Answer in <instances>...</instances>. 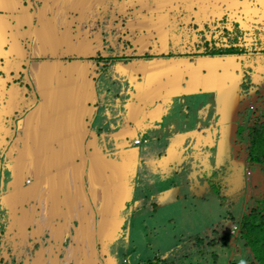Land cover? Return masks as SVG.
Listing matches in <instances>:
<instances>
[{
    "label": "flooded vegetation",
    "instance_id": "1",
    "mask_svg": "<svg viewBox=\"0 0 264 264\" xmlns=\"http://www.w3.org/2000/svg\"><path fill=\"white\" fill-rule=\"evenodd\" d=\"M24 1V4L18 3L19 12L29 5L30 14L38 16L42 13L39 8L42 6L41 1ZM172 3H168L166 10H164L165 13L169 11ZM189 3L191 9L187 10L186 2L179 0L178 10H183L185 14L190 13L193 15L194 12L196 13V15H193L190 25L200 29L199 24L201 25L205 21L204 27L196 32L198 37L193 45L194 52L191 54L198 56L197 51H202L200 52L201 56L217 53L233 56L232 58H234V62L230 64L229 69L231 70L232 67L236 69L234 74L238 78V82L236 83L237 86L230 87L231 80L227 79L228 88L223 93L227 102L223 106L227 105L226 109L236 111V119L225 122V129L228 131L225 130V133L222 134L217 123L219 117L216 115V110L219 109L217 108L219 93L216 91H203L202 89L191 95L175 94L173 103L170 104L171 109L162 116L157 124L153 123L156 119L152 122L149 110H146V122L140 123L144 129L140 130V133H137L136 136L143 138L144 146L153 145L158 149V156L155 159L140 158L137 169L138 173L142 171L146 177L150 170L156 169L159 170L161 177L158 175L152 179L138 181L137 197L145 190L156 188L160 184L159 180L169 176L170 171L174 168L175 171L176 169L179 172L182 171L178 176L179 193L182 198L178 196L180 201L168 207V209L174 208V212L165 211L167 208L159 209L156 203L147 204L143 201L140 204L141 207L138 208L137 215L140 212L144 213L142 219L145 223L148 217L159 219L163 217L164 213H167V222L176 223L174 220H178L182 216L177 215V212L183 214V211L181 209L177 211V208H181L185 202L191 204V209L202 208L205 211L207 210L208 214L214 212L217 221H214L211 224L212 226H207V231L191 228L188 231V238L182 232L181 238L176 235L170 243H166V245H169L167 246L168 249L173 248L168 255V260H166L168 264L174 263L170 255L176 258L183 253L187 258L197 254L202 264L208 256H214V247L220 245L221 241H227L228 244L232 243L233 253L228 252L227 259L231 258V261H228L229 263L226 261V264H241V259H244L243 263L245 264H261L254 258L253 253H250L251 246L242 238V235L244 234V222L253 221L261 224L264 221V0H190ZM176 4H174L175 7ZM174 12L178 11L174 10ZM4 14V11L0 10V22ZM208 19L214 20L209 23L206 22ZM175 21L177 22V20ZM174 22L173 24H166V27L164 25V30L169 31L170 34L179 35L180 30L178 28L168 29L174 25ZM213 23L215 25L221 23L219 28L221 32L217 36L216 34L210 36L209 32L207 33L208 29L212 28ZM55 28L58 29L57 25ZM153 32L156 33V31ZM169 37L170 35L166 41L173 48L177 39L173 36L170 40ZM153 41L157 45H161L162 40L154 38ZM129 43L132 44V41ZM152 48L153 45L150 46V50ZM136 52L137 50L134 53ZM100 55L101 53L98 52L96 58H94L98 63H100L99 59H102ZM231 75H228L227 78H230ZM102 76L104 74L101 69L100 75L96 78L99 106H102L101 102L103 101L100 83ZM177 76L175 78L176 83ZM115 85L118 88L119 81L116 80ZM28 89L30 92L27 93V96L31 95L32 87L29 86ZM16 113L18 114V112ZM98 116L92 124V128L96 130L99 129V126H96ZM142 116H144L143 113ZM19 119L17 116H13L14 123H18ZM14 123H11V126L4 123L3 131H5V134H2L3 131H1L0 142L4 137L9 140L10 135L14 136V130L17 131V127L13 125ZM113 124L116 130L118 123H112L111 125ZM131 124L133 127L138 126L137 124ZM100 126L103 127V125ZM103 131L102 128L99 133ZM119 137L120 135L116 140L113 138V141L122 140ZM160 142L165 144H162L159 148L156 143ZM167 142L168 144H166ZM172 143L175 144V148H172ZM172 151L173 153H170ZM2 155L0 148V167H2ZM2 171L0 168V194L8 187L3 184V180H5V183L9 180V174L3 175ZM183 175H187L190 179L188 180ZM148 198L149 194L145 195V199ZM186 209H188L187 206ZM221 209H224L226 214L219 218L218 215ZM242 209L243 213H240ZM5 211L0 206V218H2ZM203 214L200 212L198 215L202 221H204ZM145 215H147L146 218ZM129 219L132 222L129 243L121 238L108 247L109 253L115 258L118 257L119 260L117 259V261H120L121 264L125 262V264H130L131 258L129 256L132 254L131 252L136 248L141 249V245H143L138 243V239H133L134 234L137 232L135 217L129 218L128 215L127 222ZM233 223L234 226H232ZM159 225H162V223ZM74 226L78 227L79 222L75 221ZM3 227L4 222L0 220V264H10L13 263L11 257L14 251L10 247V243L7 249L1 244L3 236L7 234ZM123 227L126 231L127 223ZM27 230L31 232L32 227L29 226ZM48 238L47 235L42 240L47 241V244L54 243L48 242ZM35 240L36 238L28 240L29 245L16 253L15 256H21L24 259L16 257L13 260L14 264H25V262L36 264L38 260L36 252H39L41 242ZM239 240L243 245L246 243L245 249L241 243L238 245ZM80 245L83 247L82 243ZM146 245L150 246L147 243ZM73 246L75 247L76 244H73ZM75 249L79 251L80 248L76 247ZM157 252L159 254L161 251L153 253ZM79 253L83 260L81 264H84L87 257L83 256L84 253L81 250ZM160 256L162 255L160 254ZM60 257L63 259L64 264H74L67 263L65 255L62 253ZM105 258L108 259V255ZM98 259L100 261L97 264L104 262L101 257H98ZM208 262L207 260V264Z\"/></svg>",
    "mask_w": 264,
    "mask_h": 264
},
{
    "label": "rangeland",
    "instance_id": "2",
    "mask_svg": "<svg viewBox=\"0 0 264 264\" xmlns=\"http://www.w3.org/2000/svg\"><path fill=\"white\" fill-rule=\"evenodd\" d=\"M22 1L23 0H20V1L0 0V10L6 11L4 8L2 9L4 3H5L4 5L5 8H9V6L13 3L15 5V8H18L19 7L18 3L19 2L21 3ZM45 1L49 4H54V5L59 6L56 8V10H54V12L59 13L60 11L61 14L67 17L70 15L68 11H71L74 14H78L81 17H84L83 22L84 21L86 22L88 20V21H93V23H95L96 20L99 18L97 15L98 11H96L97 9H95L94 1L92 0H45ZM168 1L169 0H155V1L145 0L146 5L144 7H146V9L148 10H151L150 14H152L154 9H157V12L155 15L152 14L153 15L152 17L151 16L147 17L145 20L143 19L138 20L137 14L139 12V8L141 12L143 11L141 10L143 9V5H140L139 3L143 4V0H114L115 4L112 3V0H103L102 3H107L110 6H114V8L113 10L108 11L109 12L108 17H100V18H102L103 20L112 19V22L109 23L111 29H114V28L120 29L122 21L126 22L127 20L126 25L137 24V26H139V24L142 25V23H144L147 28H151V30L160 32L163 30V22L161 21L162 18L158 16V13H160L159 12L160 9L164 7L163 3L164 2L168 3ZM63 6H66V7H63ZM169 11H171L170 13L176 14L177 22L175 21L174 24H175V27L178 28V30H180L179 31L180 33L177 31L180 35L183 31V28L185 26H188V24L183 25L184 21L182 20V17L185 16V14L182 13L183 11L174 12V9H169ZM123 16L126 17V20L123 19L124 18ZM158 18L161 21V24L159 23L160 25L158 24L156 25L155 19L158 20ZM68 21H69L68 22L69 26H73V27H75L77 24H81L82 22L81 19L79 20V22H77L75 16L72 20H68ZM85 22H84V26L86 24ZM3 23L4 22L2 21L0 22L1 25ZM203 25L204 23L200 26L201 27L200 29L196 28L193 25L192 26L189 25L188 27L191 28L193 31L197 32V31H200L204 27ZM220 25L221 23H218L217 25L213 23L212 28L210 27L207 33L209 32L210 36L212 34H216L217 36L218 33L221 32V30L219 29ZM93 26L94 25H92V27ZM102 27L105 28L106 26L104 27V25H101L99 24V22H97V24H95L94 26V29L95 30L102 29ZM171 27L172 26H170L169 28ZM1 28L3 30L5 27L0 26V29ZM20 29H21V26H20ZM7 30L10 32L9 33V36L11 35L10 38L13 37L12 38L13 41L9 39L7 35L2 36L1 35L2 31L0 32V101H2V106H3L2 107L3 113L0 114V119H1L0 122H2L0 123L1 124L0 134H1V131H3L4 123H8L9 126L12 125L11 123H14L13 116H17L18 118H20L23 121V123H40L39 129L41 130V126L43 125V124L41 125V123H45L46 125V122H45L46 120L44 119V117L47 114L46 112L47 109L52 110L51 112L53 113L54 108L56 109V112H57V114L55 115L60 117V120L58 121L54 120V123H60V124L65 123V125H68L69 128L74 127L76 131H79L82 126L81 117L84 114V117L86 118V108H87L86 104H84V106H82L81 104L82 99L84 97L82 94V91L86 89L85 87L87 86V81L85 80L82 71L78 70L75 67L67 68V65H65V68H63L59 64L53 63L54 60L48 59V56L46 54L47 52H49L48 51L49 47H44V48L42 47L41 51L39 48L34 47L33 40H31L30 42L29 41L30 39H28L29 32L26 34L24 33L21 36L20 31L14 30V27H11L9 24L7 26ZM148 34H149L150 42H147V44L149 45V47L153 45V48L147 51H146L147 49L146 48L144 50V52L146 51L144 53L145 55H148L149 53L155 50H161V49L164 50L166 48L170 50L168 55L182 54V52L188 53V50H191L192 52H194L193 50L194 48L192 44H189L188 42L184 43V40L182 41L179 40L176 35H172V33L170 34L169 31L164 30L162 33H160L161 37H159L158 40L160 41L162 40L161 45H157L153 41L156 34H154L153 32L151 34L150 33ZM18 35L21 36V39ZM169 35H170L169 37L170 40L173 38V36L177 39V41L174 43L173 48H171V46L169 45V42L166 41ZM107 36H110L111 39L110 38L104 39V42H105L104 49L106 51V54H109V55L112 54L114 57H112L111 55L110 58L99 59L101 61L99 64L95 59L92 60V61H95L98 65V68L96 69V72L98 75L96 77L100 75L101 69L104 70L102 71L104 76H102L100 79V83L102 86V89H101L102 99H103V92H105L106 89H111L109 88L110 84L114 85V89H111V92H109L110 94L109 98H105L106 100L108 99L106 107L103 108V106L102 107L99 106L98 105L99 101L97 102V100L94 104H90V106L95 107V112L91 120L92 124L95 118L100 113L98 116V120H97L98 123H96V126L97 127L99 126V129L98 130L94 129L98 133H99V130H101L102 128L105 131L104 128L111 127V123H108L107 125H104L103 127L100 126L104 124V123H99V122L100 120H105V116L104 114H102V112L105 111V109L109 110L108 115H110L111 118L114 117V119L117 120V122L118 121L120 122L118 123V127L116 128V130L127 129L131 126V123H136L138 120L142 123H145L146 118H147L145 117V115H147L145 111L149 110L147 108H149L150 105L148 106L147 102H144L142 100L144 92H142V95H141L139 93H136V90L143 89L147 94L151 93L153 97L160 95L161 92L165 91L167 83H169L168 79L171 73L174 72V73H178L179 75V73L183 72V70H186L184 66L185 65L184 62L182 61L180 62L178 60L176 62L167 61L168 58L167 59L164 58L166 62H163V61L159 62V60H157L154 62H150L148 64L147 63L145 64L136 63L135 65H132L130 67L127 65H123L120 62L123 60H129L130 56H127L128 55L127 52H129L130 48L133 47L132 44L134 43L132 42V44H130L129 42L131 40L125 39L122 35L116 36L115 34L110 35L109 33H107L105 37ZM187 38L190 39L191 37H187ZM219 38H222V37H219ZM193 41L195 42V40ZM22 45H26L25 48L19 47ZM72 46L74 47V49H78L82 53L89 54V52H91L88 47L81 49V48H78V46L75 44H73ZM30 49H33V50H30ZM43 50H46V51L43 52ZM134 50L135 49H132V51H130L131 52L130 55L134 53ZM138 52L139 51L137 50V53ZM191 53H188V54H190V56H193V54ZM200 54L201 53H198V56ZM45 55H46V59L43 60V56ZM117 56L124 57V58L128 57V59H118ZM111 58H117V59L115 60ZM78 59L88 60L86 56L82 58H78ZM111 60L112 62L110 63ZM41 61H44V62H41ZM102 62H104V65H101ZM116 62H117L118 70L122 73L121 75H124V74L127 75V78L125 77L123 78V84L125 85L127 83L128 85L127 96L125 99H124L125 96L121 95V93L123 92V88H122L123 85H122L121 79L116 78V76H114V72H112V69L114 68V64ZM232 62H234V60L229 58V61H227L223 65L224 71L223 70L220 71V72L223 71L225 73L226 82H227V79L231 80L230 87L235 86L236 83L238 82L237 80L238 78L234 74L236 72V69L234 67H232L231 69L232 71L229 69V66L230 64H232ZM46 63H48V65ZM199 66H201L200 63H199ZM202 68L206 69L204 64L202 65ZM135 71H144L146 73L144 76L145 78L144 79L139 78V81H138L139 76H138V73H136ZM187 71L188 69L185 72ZM230 74H232L230 78H227V76ZM234 75H235V78H234ZM20 76H22L23 78L20 80L18 79L16 81V78H19ZM116 80L119 81L118 88H116L117 86L115 85ZM139 83H143V85L139 86L138 85ZM29 86L32 87V92H31V95L27 96V93L30 92V90L28 89ZM119 90H120V93L119 94L116 93ZM170 90H173V89H170ZM76 94L77 96L79 95L78 97L79 101L72 100V97L75 96ZM103 102L104 100L101 102V105ZM69 105H71L72 108L68 109L67 106ZM133 107L138 108V115L140 113L142 115L143 113L144 116L140 118L135 117L136 111L133 113ZM16 112H18V114ZM91 112H92V109L89 111L87 115V119L89 118ZM152 112L156 116V117H153L149 115L150 118H152V122L155 120V118H162L157 115V113H162V110L160 108L154 109ZM87 119L84 123L87 122ZM44 129L45 127L43 128V130ZM225 130L228 131L227 129ZM83 131L84 130H81L80 134H81L82 141H85V137L82 134ZM222 132L225 133V131H222ZM2 134H5V131H3ZM121 134H123L121 136H124V133H121ZM121 136L119 137L120 139H122ZM12 137L13 136L10 135V139H9V143L11 142L9 147H12V148L8 150L13 155L14 150H17L18 146H22L23 142H22V137L15 136L14 137L15 139H13ZM44 137H45L44 134L42 136L41 134H36L35 142L37 143V145L35 146V144H30V146L35 150L32 157L30 158L31 160L29 159L31 163V174H32L28 176L30 180H33V178H36L41 175L40 168L45 162L43 160V157H46V151H47L46 145L48 144V143L46 144L45 141L41 142L42 138L44 139ZM124 137L126 138V136ZM76 138H77L75 139L76 141L80 140L79 136H77ZM133 139L131 141H133ZM29 140L31 142L32 138L28 134H26L25 141H29ZM23 141H24V138H23ZM70 142H72L71 139H70ZM9 143L6 140V146H8ZM70 144L72 146V149H74L76 156L84 155L82 153L80 143L76 145H74L73 143H70ZM122 144H127V141L125 139L115 141V144H114L115 149L119 147V145H122ZM109 147H112V145L110 144ZM153 152L154 153L152 155V158L155 159L157 158L155 147H153ZM135 153L137 154V152ZM20 162L22 165H24V159H20ZM48 163H49L48 165H51L52 167H56V168L60 167L62 164L61 159L54 160V161L52 160L49 161L48 159ZM98 163L99 162H97L96 164L98 165ZM10 164L11 165L13 164V160H10ZM15 165H16V162H15ZM99 175H100V172L95 174L94 182L98 178ZM62 176L63 174L60 173L59 177H62ZM11 178H13V176H11ZM11 178H9L10 181H11ZM159 181L162 184V180L160 179ZM40 183L50 185V187L53 190V194H54L53 202L59 201V199L65 200L66 198H68L67 196L68 189L66 188L67 192H65V188L63 184L58 186L57 184L58 181L56 179L50 180L48 179V177H45V179L41 181ZM4 184L7 185L8 187L1 193L3 197H0V206L2 209L6 211L4 212L0 220L4 222L3 229L6 230L7 234L3 236L2 238L3 242L1 244L6 249L9 247L8 245L10 244H11L10 247L13 248L14 252H13V256L11 257V260L13 263H10V264H14L13 260L16 257L20 259H24L21 256H15V255L19 250L26 248L29 245L27 241L32 238H36L35 241L41 242V248L39 249L40 255H38V260L36 261V264H64L63 259L60 258L61 253L65 255V259L67 260V263L77 264L78 262L83 261V260L79 253L80 251L75 249L76 247L80 248L81 252L84 253L83 256L87 257L84 264H95L97 262V258L93 255V250H92L93 248L82 247V245H80L81 239L91 241L92 238L94 237L93 231L88 224L92 220V216L90 212L91 207L87 205L86 203H84L83 199L80 203L83 202L82 206L85 205L86 207H88V209L86 211L87 212L86 215H83L82 220L85 221V225L81 229L80 223L78 227H75L73 223H70L71 219L67 217L63 218V216H61L62 214L58 216V218L47 220L45 216L43 215L42 211L38 209L40 207L39 191H37L35 195L32 196L31 195L32 184L30 182L26 181L25 186H24L25 188H21L19 186V188L21 189L18 188L13 192H6L9 188H14L11 183L10 184L4 183ZM74 190L75 189H72L70 187L69 193L73 192ZM147 194H148V190H145V192H143V195L145 196ZM80 197L81 195L79 193L77 195V198H80ZM32 198H33V201L36 202V206L34 207L31 206V203L29 204V200H31ZM42 200L46 201L45 196L42 197ZM47 204H52V205L47 206L50 209L48 210V214H50L49 211H51L52 207L55 204L54 203H47ZM186 206L188 209H186ZM180 209L183 211V214L181 213L179 214V212H177V215H182L183 218H181L182 217L181 216L178 220H174V222L176 223L165 222L162 225L157 224L160 227H157L156 233H153L151 231V228L147 226V223L145 224L143 222L144 219H142L143 214L141 212L135 217L134 220L136 224L145 226L146 228L142 232V237H146L144 236L145 230H146V233L149 234V236L153 234L154 235L158 234L160 232L164 233V234L162 233L160 234L159 236L160 240L158 241V243L161 242L162 244L168 243V242L170 243L173 240L174 236L176 235L178 236V238H181L180 236L182 235V232L184 233V236L188 238L187 236L189 233L188 231L191 228H193L194 230L203 229L204 231H207L208 230L207 226H212L211 224H213L214 221H217V219L215 218V215L213 214L214 212L213 213L209 212L210 214H208L207 210L205 211L202 208L191 209V204L189 202H185V204H183L181 208L178 207L177 211H179ZM165 211L174 212L175 209L167 208ZM200 212L204 213L203 214L204 221H202V219H199L198 217ZM240 213H243V209L240 210ZM225 214H226V211L224 209H221L219 211L218 217L221 218V216H225ZM163 215L166 216V214H163ZM40 218L42 220L41 223L39 221ZM161 220L163 221V218H161ZM105 225L108 228H112L116 226L117 223L114 220V218H110L108 219ZM234 225L235 224L233 223L232 226ZM29 226L32 227L31 232L27 230ZM40 233L42 234V236ZM221 233L223 234L222 231ZM47 235L49 236L48 242H54V243L47 244V241L45 242L42 240V238L44 236L47 237ZM137 236H139V234H137ZM240 243L242 247H244L245 249V247L247 246L246 243L245 245H243L241 240H239L238 245H240ZM73 244H76V246L74 247ZM97 248L98 250H100L101 247L98 246ZM141 249L145 255L144 264H168L166 260H168V255L170 253H166L167 251H164V252L161 251L159 254L158 252L155 254L153 252L150 253L149 250L151 248H149L145 244L141 245ZM232 249H233L232 243L228 244L227 241H221L220 245L218 244L217 247H214V256L213 257L208 256L202 264H207V260L209 261L208 264H226V261L227 262L231 261V258L229 260L227 259H228V252H230L231 254L233 253ZM225 251H226V254H225ZM249 251L250 253H252L251 247ZM160 254L162 256H160ZM142 258L143 257H140V260ZM170 258L174 260V263H170V264H196V263L201 264L200 258L197 254L187 258L185 257L183 253L181 256H178L176 258L170 255ZM25 264H29V263L25 262Z\"/></svg>",
    "mask_w": 264,
    "mask_h": 264
},
{
    "label": "water",
    "instance_id": "3",
    "mask_svg": "<svg viewBox=\"0 0 264 264\" xmlns=\"http://www.w3.org/2000/svg\"><path fill=\"white\" fill-rule=\"evenodd\" d=\"M7 3V2H6ZM5 5V3H4ZM3 5V7H4ZM11 6V7H10ZM9 8H5V10H8V12H13L15 9L14 3L11 4ZM42 31H46L45 28L39 29V34ZM46 34V32H45ZM45 40H47L45 38ZM49 40V39H48ZM54 41V40H53ZM57 42V41H54ZM134 45V44H133ZM71 48V49H69ZM132 49L127 52V56H135L138 58H132L130 60H123L120 63L127 66L135 65L136 63H150L157 60H165L161 56L162 53L164 55H168L170 50L167 48L164 50H155L150 54V58L145 56L144 51H140L134 54L130 55ZM191 50H188V53H191ZM198 53L202 51H197ZM183 53V52H182ZM87 53H82L78 49H74L73 46L68 47L67 50L63 52V58L60 59L56 58V55H53L52 60H54L53 63L59 64L61 67L65 68V65H67V68L75 67L78 70L82 71L85 80L87 81L86 88V95L82 99V104H86V118L83 116L81 117L82 123L81 128L79 131H76L74 127L69 128L68 125H61L59 123L58 128H56V131H58V138L54 142H52V146L49 149V151L46 152V158L45 162L40 168V171L42 173V170H50L51 173H57L56 167L52 169V166L47 164L48 159L49 161L52 160H59L62 159L66 155H70V143H73L74 145L80 143L82 153L87 156L85 164H84V181H83V192L81 190V185L79 184V191L81 195V199H83L84 203L89 205L92 220L88 223L90 228L93 231L94 237L91 241L81 239V243L83 244V247H91L93 248V255L97 258V262L100 261L98 257H101L102 261H104L102 264H121L120 261L118 262L112 254L109 253L108 247L112 245L115 241L123 238L126 243H129L130 241V235H131V219L127 222V216L130 217H136L138 213V208L141 207V203L143 201L147 202V204L150 203H156L158 204L159 209H164L171 207V205H174L175 203L179 202L180 199L178 196H180L179 193V181L178 176L182 171H176L174 168L170 171V175L161 179L162 184H158L156 188H153L151 190H148L149 198L145 199V196L143 193L137 197L136 194V188L139 185L138 181H144L146 180V175L140 171L138 173L137 169V163L140 158H152L153 155V145H148L146 148L142 149V146H134L138 150V155L132 151L127 144L119 145V151H115L113 138L116 140L118 138V135H120L114 127V124L111 125L110 128H107L105 131L98 133L97 131L92 129V123L91 120L93 118V114L95 112V107L90 106V104H94L97 100L99 101L98 92H97V85L95 81V77L98 75L96 72V69L98 68V65L95 61H92L90 59L88 60H79L78 58H82L85 56H88ZM95 56V54L93 55ZM120 57V56H117ZM233 56L224 55V54H213V55H203V56H190L188 54L185 56L182 55H176L172 57H167V61H182L184 62V66L186 70H183V72L174 73L172 77H169V80L175 81L176 75L177 76V92H175L176 95H191L195 92L200 91L201 89L203 91H216L219 93L217 103L219 108L216 110V115L219 117L218 124L220 131H225V122L228 120L234 121L236 119V111H231L226 106H223L227 102V99H225V93L226 89L228 88L225 73L223 72V65L229 61V58H232ZM67 58H72L71 60H68ZM120 61V60H119ZM44 62V61H41ZM199 63L201 66H199ZM48 65V63H46ZM204 64L206 69L202 68V65ZM223 70L222 72H220ZM112 72H114V76L116 78H127V75H121L122 73L118 70L117 62L114 64V68L112 69ZM173 78V79H172ZM139 81V77H138ZM122 82V88L123 92L121 95L127 96V90L128 85L127 83L124 85ZM139 86H142L143 83H139ZM237 86V85H236ZM109 88L114 89V85L110 84ZM107 90V89H106ZM175 96V95H174ZM173 96V97H174ZM171 97V99H173ZM124 98V99H125ZM92 109V112L87 119V115L89 111ZM140 112V111H139ZM57 114V112H56ZM109 118L105 120V123L102 124L107 125L108 123H120L119 121L113 118H111L110 115L106 114ZM87 119V122L84 123ZM55 121L60 120V117L55 115L54 118ZM139 120L136 123L137 127L131 126L127 128L128 132L130 131V135L126 139L124 136L122 137V140H132L137 133H140V130H143L144 127L142 124H140ZM153 123H159V120L154 121ZM17 127V131L14 130V136L22 137V146H18L17 150H14L13 155L7 150H5L4 154L1 156L3 157V160H1L0 167L3 171V175H6V173L9 174V178H11V181L9 180L7 184H12L14 188H25V182L28 179V176L31 174V163L30 158L32 157L34 153V149L30 146V144H35L36 140V130H35V123H23L21 119H19L18 123H14ZM105 129V128H104ZM83 131L85 141H82L80 131ZM124 130V131H127ZM123 131V132H124ZM134 132V133H133ZM223 134V132H221ZM26 134H28L32 141H25ZM80 136V140L76 141L77 136ZM123 135V134H122ZM24 138V141H23ZM142 138V137H141ZM70 139L72 142H70ZM143 140V138H142ZM155 142V141H154ZM55 144V145H54ZM112 145V147H109V145ZM157 146L160 148L162 144H165L164 142L156 143ZM168 144V142L166 143ZM126 145V146H125ZM17 146V145H16ZM150 147V148H149ZM156 151V155L157 154ZM164 152V151H163ZM167 152V151H165ZM93 155H100V158L98 160V166L100 169H97L98 172H100V175L95 180V182L91 183L89 179L87 180L86 173L94 168L93 167ZM73 156V155H72ZM20 159H24V165L21 164ZM30 159V160H29ZM10 160H13V164H10ZM29 160V162H28ZM16 162V165H15ZM28 162V163H27ZM64 167V164H62ZM65 170L67 168L64 167ZM59 172V171H58ZM43 174V173H42ZM32 175V174H31ZM190 175V174H189ZM44 176V175H43ZM183 177H187V175H183ZM5 178V177H4ZM188 180L190 179L187 177ZM5 183V180H3V184ZM17 184V185H16ZM35 181L33 182L32 188L34 187ZM58 186L59 185H65V178L62 176L58 180ZM100 187V188H99ZM19 188V189H21ZM66 188V186H65ZM167 190H175V192L178 194L175 196L174 201H168L166 199V192ZM84 193V194H83ZM182 198V196H180ZM83 210V207H82ZM80 213V214H79ZM134 213V214H133ZM167 214V213H166ZM77 218H73L74 220H77L80 223V227L85 225V221L82 220L83 218V211L78 210L76 213ZM114 218L117 225L108 228L106 227V222L108 219ZM127 223L126 231L124 230V224ZM87 224V225H88ZM46 242V241H45ZM86 242V243H85ZM98 246H100V250H98ZM83 249V248H82ZM81 249H79L80 251ZM172 249H169L166 253L172 252ZM127 251V250H126ZM36 255H40L39 252H36ZM105 255H108V259L104 258ZM61 258V257H60ZM121 260V259H120ZM83 261L78 262L77 264H81ZM97 262L95 264H97Z\"/></svg>",
    "mask_w": 264,
    "mask_h": 264
},
{
    "label": "crops",
    "instance_id": "4",
    "mask_svg": "<svg viewBox=\"0 0 264 264\" xmlns=\"http://www.w3.org/2000/svg\"><path fill=\"white\" fill-rule=\"evenodd\" d=\"M92 1H94L95 9H97L96 11H98V13H97L98 17H108L109 16V12L108 11H111L114 8V6H110L107 3H102L103 0H92ZM112 3L115 4L114 0H112ZM143 4L146 5L145 0H144V3ZM166 5H167V3L164 2L163 3V6L164 7L162 9H160V12H162L163 10H166ZM63 7H66V6H63ZM142 12L143 13H139L140 15L137 14L138 15L137 16L138 17V20L139 19L145 20L147 17H150V15H151L150 14L151 10L146 9V11L143 10ZM153 12L156 13L157 12V9H154ZM161 21H163V20H161ZM161 21L158 20L156 22V25L157 24L160 25L161 24ZM103 22H104L103 23L104 27L106 26L104 28V30L107 33H109L110 35L115 34L114 33V29L115 28L114 29H111L110 28V25H109V23L112 22V19L103 20ZM130 27H132L131 28L132 31L133 30H142L143 31V34L150 33V31H151V28H147L144 23H142V25L139 24V26H137V24H130ZM123 30H125V28H123ZM107 33H104V34L102 33L101 34V38H105V35ZM147 36H148V42H150L149 41V39H150L149 38V34ZM107 38L108 39L109 38L111 39L110 36H108ZM130 38H133V36H131ZM104 44H105V42H103V40H102V47L103 48H105V45ZM140 48H141V51H144L146 48H147L146 51L147 50H150V49H148V48H150L149 45L148 44H145V43ZM148 55H150V54H148ZM148 55H145V56L147 57ZM165 59H167V58H165ZM162 61L159 60V62H162ZM163 62H166V60H164ZM173 62H176V61H173ZM135 72L138 73L139 78H143V79L145 78L144 76H145L146 73L144 71H135ZM172 75H173V73H171L169 77H172ZM112 78H114V77H112ZM121 80L123 81V78H121ZM95 81H96V79H95ZM168 82L169 83H167V86H166L165 91L161 92L160 95H157V96H154V97L151 95V93L150 94H147L143 89L136 90V93H139L141 95H142V92H144L142 100L144 102H147V105L148 106L150 105V107L147 108V109L150 110L149 111V114L151 116H153V117H156L153 114V112H152L154 109L160 108L162 110V113H157V115L159 117H162L172 107L170 105V104L173 103V99H171V97H173L175 95V92H177V90H178V88H177L178 84L175 81H172V80H168ZM170 89H173V90H170ZM109 92H111V89H107L105 92H103V100H104V102L102 103L103 108L107 106V100L108 99L106 100L105 98H109V95H110ZM116 93L119 94L120 93V90L117 91ZM82 94H83V96L86 95V89H84L82 91ZM78 97H79V95L77 96V94H76L75 96L72 97V100H78L79 101ZM75 98H77V99H75ZM137 100H139V99H137ZM0 102H1V104H0V114H2L3 113L2 112V107L3 106H2V101H0ZM82 106H84V105L82 104ZM67 107H68V109L72 108L71 105H69ZM51 111L52 110L47 109V111H46L47 114L44 117V119L46 120L45 121L46 122V125H45V123H41V125L43 124L41 126V130L39 129L40 123H35V126H36L35 127L36 134H41V136L43 134L45 135L44 139L42 138V141H41V139H40V141L41 142H44L45 141L46 144L48 143L46 145L47 151H49V149L51 148L52 142H54L56 140V138H58V136H59V135H57L58 134V131H56V128H58L59 123H54L56 109L54 108V111L55 112L53 111V113ZM135 111H136V116L135 117H137V118L142 117L141 113L138 115V108L133 107V113ZM108 112H109V110H107V109H105V111L102 112V114H104V116H105V120L107 118H109L106 115V114H108ZM155 119L156 120H160L161 118H155ZM105 120H100L99 123H105ZM0 123H2V122H0ZM61 125H65V123H62ZM0 126H1V124H0ZM44 127H45V129L43 130ZM50 129H52V130H50ZM124 130H127V129L116 130V131L120 135H122L121 133H124V136H126V139H127L128 136H129L130 131L128 132V130L127 131H124ZM42 131H44V132H42ZM83 136H84V134H83ZM0 137H1V135H0ZM12 138L15 139L14 137H12ZM137 138H140V137L139 136L138 137L136 136V137H134L133 141H130V140L129 141L126 140V141H127V146H128V142H129V144H130L129 145L130 146L129 148L132 151L137 152V155H138V150H135L136 148L134 147V146H139V145H136L135 142H134L135 139H137ZM7 141L9 143V140H7ZM29 142H30V140H29ZM10 143L8 144V146H6L5 137L2 139V141L0 142L1 155L5 152V150L12 148V147H9ZM143 143L144 142H142L140 144V146H142V149L143 148H146V146H144ZM171 146H172V148H175V144L174 143H172ZM44 151H45V149H44ZM115 151H119V147H117L115 149ZM170 153H173V151L170 152ZM93 156L95 157L94 160H93V167L94 168L90 169L86 173L87 180L89 179V181H91V183L94 182L95 174L99 173L97 169H100L99 166L96 164L98 162L99 158H100V155H93ZM45 158L46 157H43V160L44 161H45ZM86 158H87V156H85V155H83V156H76V154L74 152V149H72V146L70 144V155L68 154V155L64 156L61 159L62 164H64V167L67 168V170H65L64 167H63V165L61 164L60 167H57L56 168L57 169V173H55V172L54 173H51L50 170H48V169L47 170H42V173L43 174L41 173L40 176H38L36 178H33V180H30V178H28L26 180L27 182H30L32 185H33V182L35 181L34 187L32 188V186H31V195L33 196V195H35V193L37 191H39V195H40V207L38 209H40L42 211L43 215L45 216V218L47 220H50V219H53V218H58V216H60L62 214L61 216H63V218H66V217L67 218H70L71 219L70 220V223H73L74 224V222L77 221V220H74L73 218L74 217L77 218L76 217V213H77L78 210L83 211V215H86V213H87L86 211H87L88 207H86L85 205L82 206L83 202L80 203L82 201L81 197L80 198H77V195L80 193V191H79V188L80 187H81V190L83 192V181H84V172H83L84 168L83 167H84ZM47 164H49V163L47 162ZM53 168H55V167H52V169ZM162 172H160L161 175H163ZM60 173L63 174V176L65 178V185H63V186H64V188L66 186V188L68 189V194H67L68 198H66L65 200L64 199L63 200L59 199V201H54L53 202L54 194H53L52 188L50 187L49 184H41L40 182L43 181L45 179V177H48V179H50V180L56 179L58 181L61 178V177H59ZM158 175H159V170H156V169L150 170L148 176L146 177V179H149V178L152 179V178H154V177H156ZM154 183H155V181H154ZM79 184L81 185L80 187H79ZM70 187L72 189H75L71 193H69V188ZM66 188H65V192H67ZM16 189H18V188L17 187L16 188H9L6 192H13ZM176 195H178V194L175 192V190L174 191L173 190H167V192H166V199L168 201H174ZM43 196H45L46 201L45 200H42V197ZM0 197H3V195L0 194ZM47 201H49V202H47ZM30 203H31V206H33V207L36 206V202L33 201V198L31 200H29V204ZM47 203H54L55 204L52 207L51 211H49L50 214H48V210H50V209L47 206L48 205H52V204H47ZM82 207H83V210H82ZM54 209L57 210V211H55ZM164 214H166V213H164ZM166 215H168V214H166ZM146 217H147V215H145V218ZM161 218H163V221L161 220ZM161 218L157 219L156 217H148L149 220L147 219V221L145 222V224L147 223V226L151 228V231L153 233H156L157 232V227H159L158 225L160 224V222L162 221V224H164L165 222L168 221V216L163 215V217H161ZM39 221L41 223V221H42L41 218H40ZM144 229H146L145 226H142V225L137 224V232L134 234L135 236H133V239L134 238L136 240L138 239L139 240L138 243H140V244L143 242V245L144 244L146 245V243L148 245H150L149 246L151 248L149 250L150 253L151 252H155V251H159V252L162 251V252H164V251H168L169 250L168 247H167L169 245H166V243H164V244H162L161 242L158 243V241L160 240L159 239V236H160V234L162 232H160L158 234H155V235L152 233L153 235L149 236V234L146 233V230H145L144 236L148 237V238H146V237H142V232L144 231ZM44 233H46V232H44ZM137 234H139V236H137ZM162 234H164V233H162ZM41 236H42V234H41ZM131 253H129V254H131L129 256L131 258V263L130 264H142V263H144L145 255H144L142 249L136 248V250H133ZM140 257H143L142 258V261H139ZM241 264H245V263L242 262Z\"/></svg>",
    "mask_w": 264,
    "mask_h": 264
},
{
    "label": "trees",
    "instance_id": "5",
    "mask_svg": "<svg viewBox=\"0 0 264 264\" xmlns=\"http://www.w3.org/2000/svg\"><path fill=\"white\" fill-rule=\"evenodd\" d=\"M17 1H20V0H17ZM39 1L42 2V6L39 7L41 9L42 13L38 16L37 15L34 16V15L30 14L29 5L26 6L24 8V10L21 12H19V10H18L19 7L15 8L12 13L8 12V10H6V11L3 10L5 14L2 17V22H4V23L0 26L1 27L4 26L5 28L3 30H2V28L0 29V32L2 31L1 35L2 36L7 35L8 38L12 40L13 37L10 38V36H11V35L9 36L10 32L7 30L8 24L11 27H14V30H16V31L19 30L21 33V36L24 33L26 34L29 32V38L28 39H30L29 40L30 42H31V40H33L34 47L39 48L40 51H41L42 47L43 48L49 47V49H48L49 52L46 53L48 56V59H54L53 55H56V58L65 59V58H63L64 57L63 52L65 50H67L68 47H71L73 44L77 45L78 48H81V49H83L85 47L89 48V50L91 52H89V55L86 56L87 59L94 60V58H96L98 52L101 53L100 57H102V59L110 58V56L112 54H110V55L106 54L105 49L102 47V40L104 42V38H101V34L102 33L104 34L107 32L104 30L103 27H102V29H97V30L94 29V26H95V24H97V22H100V24L103 25L104 22H103L102 18L99 17L95 23H93V21H88V20L86 22L84 21L86 23L84 26V22H83L84 17H81L78 14H74L71 11H68L70 13V15L68 17L61 14L60 11H59V13L58 12L55 13L54 10H56V8L59 6L54 5V4H49L45 0H39ZM153 1H155V0H153ZM172 1H173V3H172ZM184 1L186 2V5H187L186 9L190 10L191 9L190 8L191 4L189 3L190 0H184ZM21 3L24 4L25 1L23 0ZM143 3H144V0H143ZM168 3H172L170 6L171 7L170 9H174L177 11H183V10H178V8L180 6L179 0H169ZM168 3H167V5H168ZM175 3H177L176 7L174 5ZM139 4L143 5V9H141V10L146 11V7H144L145 4H141V3H139ZM170 12L171 11H168L165 13V11L163 10L162 12L158 13V16L160 18H162V20H163L162 21L163 22V30L160 32L156 31V33L153 32L155 30H151L150 34L152 32L154 34H156L155 38L159 39V37H161L160 33H162L164 31V25L166 27L167 26L166 24H168V23L173 24V22L175 20H177L176 14L175 13L171 14ZM139 13H143V12H141L139 10L138 15H140ZM182 13H184V11ZM152 14L155 15L156 13L153 12ZM152 14L150 15L151 17L153 16ZM193 15H196V13L194 12ZM193 15L190 13L185 14V16L182 17V20L184 21L183 25L188 24V26H189L191 23V19H192ZM74 16H75L77 22H79L80 19L82 22H81V24H77L75 27L69 26L68 20H72L74 18ZM123 17H124L123 19L126 20V17L125 16H123ZM158 20H160V19L158 18ZM158 20L155 19L156 22ZM213 20L214 19H212V20L208 19L206 22L212 23ZM126 22H127V20H126ZM126 22L122 21L120 29H114L115 35L116 36L122 35L125 39H130L134 43V45L132 44L133 47L130 49H135L134 52L136 50H141L140 47L143 46L144 43L147 44V42H148V36H147L148 33H145L146 34L145 35V34H143L142 30H133L132 31L131 30L132 27H130V25H126ZM203 23H205V21ZM19 25L21 26V29H20ZM43 25H45L44 28L46 29V31L41 30V33L39 34V29L40 28L43 29ZM56 25H57L59 30L55 28ZM92 25H94V26L92 27ZM201 25L199 24V27ZM188 26H185L183 28V31L180 35H176L175 33H172V35H176L177 38L181 41L184 40V43L188 42L189 44L194 45L195 42L193 40L196 41L198 35H197L196 31H193ZM123 28H125V30H123ZM173 28H176L175 24L172 25V27L168 28V29L171 30ZM121 29L123 30V32ZM45 32H46V34H45ZM172 35H171V37H172ZM18 36L21 39V36L20 35H18ZM131 36H133V38H130ZM187 37H191V38L188 39ZM45 38L47 40H45ZM53 40L57 41V42H54ZM149 41H150V39H149ZM20 42H22V41H20ZM40 44H41V46H40ZM69 44H71V45H69ZM25 46L26 45H22L19 47L25 48ZM69 49H71V48H69ZM30 50H33V49H30ZM44 51H46V50H43V52ZM136 53H133L132 55H134ZM94 54H95V56H93ZM182 54H184L185 56L188 55V53H182ZM182 54H172V55L162 54L161 56H164V58H167V57H172V56L182 55ZM214 54H217V53H214ZM112 57H114V56L112 55ZM147 57L150 58L151 56L148 55ZM43 58L46 59V55L43 56ZM132 58H138V57L130 56L129 60ZM67 59H69V58H67ZM111 59L116 60L117 58H111ZM118 59H128V57L127 58L118 57ZM111 62H112V60L110 61V63ZM101 65H104V62H102ZM102 71H104V70H102ZM22 78L23 77L20 76L19 78H16V81L18 79L20 80ZM143 142H144V140H143ZM243 227H244V234L242 235V238L248 244L250 243L249 245L251 246L254 258L257 261H259L261 264H264V221L261 224L255 223L253 221L244 222ZM243 260L244 259H241V263L243 262ZM139 261H142V259L141 260L139 259Z\"/></svg>",
    "mask_w": 264,
    "mask_h": 264
},
{
    "label": "bare ground",
    "instance_id": "6",
    "mask_svg": "<svg viewBox=\"0 0 264 264\" xmlns=\"http://www.w3.org/2000/svg\"><path fill=\"white\" fill-rule=\"evenodd\" d=\"M137 141H138V142H137ZM137 141H136V139H135V141H134L136 145H140V144L142 143V142L140 141L139 138H137Z\"/></svg>",
    "mask_w": 264,
    "mask_h": 264
},
{
    "label": "built area",
    "instance_id": "7",
    "mask_svg": "<svg viewBox=\"0 0 264 264\" xmlns=\"http://www.w3.org/2000/svg\"><path fill=\"white\" fill-rule=\"evenodd\" d=\"M139 139H140L141 142H143L142 138H139ZM136 141H137V139H136ZM137 142H138V141H137Z\"/></svg>",
    "mask_w": 264,
    "mask_h": 264
}]
</instances>
